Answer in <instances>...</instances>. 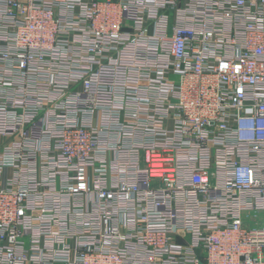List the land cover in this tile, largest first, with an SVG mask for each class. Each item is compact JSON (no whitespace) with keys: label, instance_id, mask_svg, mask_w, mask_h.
I'll list each match as a JSON object with an SVG mask.
<instances>
[{"label":"built area","instance_id":"built-area-1","mask_svg":"<svg viewBox=\"0 0 264 264\" xmlns=\"http://www.w3.org/2000/svg\"><path fill=\"white\" fill-rule=\"evenodd\" d=\"M0 264H264V0H0Z\"/></svg>","mask_w":264,"mask_h":264},{"label":"rangeland","instance_id":"rangeland-1","mask_svg":"<svg viewBox=\"0 0 264 264\" xmlns=\"http://www.w3.org/2000/svg\"><path fill=\"white\" fill-rule=\"evenodd\" d=\"M250 217H251V215H250ZM245 222H247V221H245ZM248 224H249L250 226H253V223H252L251 221H248Z\"/></svg>","mask_w":264,"mask_h":264}]
</instances>
